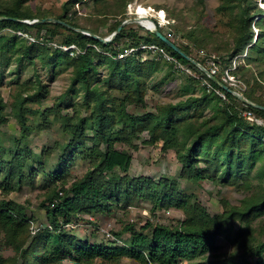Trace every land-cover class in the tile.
<instances>
[{
	"label": "trees",
	"instance_id": "trees-1",
	"mask_svg": "<svg viewBox=\"0 0 264 264\" xmlns=\"http://www.w3.org/2000/svg\"><path fill=\"white\" fill-rule=\"evenodd\" d=\"M88 1L91 7L87 12L81 13L75 8ZM253 1L221 0L217 10L227 19L225 36L202 23L203 4L195 3L190 9L194 22L189 27L184 26V37L189 43L172 40L173 30L183 27L180 26L183 18L169 11L168 18L174 20L176 26L169 25V35L163 33L162 28L158 30L204 67L205 61L194 56L192 46L199 53L204 51L202 58L209 51L219 56L227 55V62L223 63L225 68L220 66L219 57V61L214 60L218 71L213 78L196 70L197 76L208 81L210 89L197 78L188 77L192 83L201 85L200 96L190 95L176 103H157L151 112L134 114L127 108L144 103L148 80L165 67L171 70L172 66L164 59H142L138 54L119 61L116 55L120 50L129 44H155L181 64L193 66L153 33L147 31V35H141L131 24L125 25L107 43L82 33L86 31L101 38L111 35L128 19L127 7L133 0H68L58 15L40 8L33 10L29 0H0V18H5L0 20V77L3 62H14V70H19L23 65L34 66L39 58L53 68H70V85L55 106L59 107L70 93L79 97L80 102L73 107L72 116L61 119L64 135L70 136L69 142L62 147L63 157L78 152L89 162L88 170L73 182L64 180L61 172L56 175L60 187L50 190L46 203H42L47 226L35 234L31 233V222L22 204L0 200V232L4 234L5 247L13 251L12 257L0 256V264H121L123 258L137 264H205L203 259L207 253L216 250V238L227 233L235 221L239 228L233 240L234 247L249 251L257 264H264V241L256 237L264 234V225L258 229L254 226L255 220L264 214L261 186L264 182V125L250 122L243 116L250 112L255 118L264 119V95L260 94L264 68L259 77L252 73V67L264 65V18L255 21L263 12L251 8L249 2ZM70 13L72 16L68 15ZM43 19L59 22H22ZM102 28L107 30L103 36L99 33ZM254 28L258 30L256 37ZM30 29L36 30L34 41L18 35L20 32L29 36ZM5 30L10 33L3 34ZM43 30L45 37L41 36ZM69 46H75L80 53L71 55L62 49ZM243 55L248 62L232 63L234 58ZM104 69L106 74L101 75ZM227 69L238 82L239 78L250 76L244 80L247 90L241 94L258 107L242 102L230 92L238 90L223 82ZM17 89L12 94L9 113L0 92V134L9 116L16 120L20 129V135L14 138L9 149L0 144V189L5 194L26 180L24 171L33 157L26 146L31 130L28 105L39 102L42 81L36 76L33 82L26 80L18 84ZM82 110L88 111V116L82 117ZM87 130L91 131V137L86 135ZM142 133L148 136L145 144H160L163 152L174 153L181 167L180 177L187 182L210 179L228 184L240 180L249 192L251 174L257 165L255 178L260 184L239 205L221 200L223 211L210 215L199 201L179 191L172 180L162 178L154 182L146 177H128L132 155L117 148V144L124 143L136 149L133 140ZM133 200L148 201L152 210L180 209L185 219L176 226L146 223L141 230H148L147 234L127 226L125 232L130 240L122 247L91 243L65 229V225L78 215L103 212L111 205H127ZM224 264L251 263L243 259Z\"/></svg>",
	"mask_w": 264,
	"mask_h": 264
},
{
	"label": "rangeland",
	"instance_id": "rangeland-1",
	"mask_svg": "<svg viewBox=\"0 0 264 264\" xmlns=\"http://www.w3.org/2000/svg\"><path fill=\"white\" fill-rule=\"evenodd\" d=\"M67 1L29 0V5L33 10L40 8L41 10L58 15L62 13V6ZM198 2H201L204 8L202 23L215 33L222 36L227 35V19L217 10L221 0H133L127 7V20L136 17L133 10L134 7L142 6L149 12L147 17L161 24L163 33L169 35V25L174 27L176 26V22L168 18V12L174 11V13L179 14L183 18V22L180 23V26L183 27H176L173 30L175 34L171 38L178 43H189L184 37V26L186 24L189 27L194 22V14L190 12V9ZM249 5L253 9H261L263 12L256 16L255 21L259 18H264V0H254L253 2H249ZM90 7L91 2L88 1L85 4L76 5L75 8L81 11V13H84ZM159 11H164V16H166L165 20L164 16L163 18L159 17ZM68 15L72 16L71 13ZM137 17L140 18L138 15ZM131 27L141 35H147L146 27H142L138 23L131 24ZM106 31V28H102L99 33L103 36L106 34ZM257 31V28H254L255 37L257 36ZM4 33L7 34L10 32L5 30ZM35 33V29L28 31V35L32 39L35 38ZM41 36L45 37V30L41 32ZM192 50L198 60L205 61V66H210L212 60L219 61V57H221L222 64L220 66L225 68L223 63L227 62V55L219 56L209 51L202 58L200 56L204 51L199 53L193 46ZM244 57L245 55L234 58L232 63H240L243 65L245 62H248L247 58L244 59ZM35 62L34 66L23 65L19 70H14V62L9 64L6 62L2 63L0 92L7 104L6 111L8 113L10 112L12 94L18 90V84L24 83L26 80L33 82L36 76H38L42 81V90L40 91L39 102L28 105L31 111L27 114V118L28 123L31 125V130L26 138V146L31 157H33L28 160L24 171L26 180L8 194H5L0 189V200H12L22 204L26 208V215L31 222V226L39 228L40 226H47L46 211L42 208V203H46L45 198L50 190L60 187L59 178L56 175L61 172L63 178H65L64 180L73 182L88 170L89 162L83 159L78 152L73 153L67 158L63 157L62 147L69 142L70 136L64 135L61 127V119L66 115L72 116L73 107L78 105L80 98L70 93L65 96L59 107L55 105L59 102V97L68 90L71 69L66 67H50L43 64L39 58H36ZM263 68L264 65L254 69L252 67L253 75L259 77V73ZM192 69L197 72L196 69ZM171 70L165 67L160 72L154 74L148 80L144 103L136 106H128V111L134 114L151 112L157 103H176L186 99L190 95H201L202 87L200 84L192 83L188 78L189 76L176 72L173 69ZM105 74L106 70L104 69L101 75ZM247 77L249 78L250 76ZM247 77L239 78L238 87L233 89L238 90L240 93L245 92L247 86L244 80ZM261 78L264 79V70L261 72ZM262 86V91L259 93L264 95V81L262 82ZM81 116H88V111L82 110ZM256 120L259 125H264V119L256 118ZM19 135L20 129L18 123L12 116H9L7 124L1 128V146L9 149L13 144L14 138H17ZM86 135L91 137V131L87 130ZM147 139L148 136L146 133H142L139 138H135L133 144L137 147L136 149L124 143L117 144V148L126 150L132 155L131 166L127 173L128 177H146L154 182H158L162 178L172 180L177 183L179 191L199 201L210 215H216L223 211L221 200L228 201L231 205H239L240 201L252 191L256 190L260 184L255 178L257 165L251 174V191L249 192H246L240 180L228 184L216 183L210 179H204L197 183L187 182L180 177L181 167L177 163L174 153L172 151L163 152L160 144L154 146L145 144L144 141ZM87 145L90 146V143L87 142ZM6 158H8V155ZM261 186L264 189V182ZM82 216L84 217L73 229L66 230L77 238L105 246H108V242L104 239L101 230H110L116 237L128 243L130 237L125 232L127 226H134L136 230H141L146 223L176 226L185 219V215L180 209L170 207L168 209L152 210L151 203L144 200H133L127 205L123 203L119 206L111 205L103 212L84 214ZM88 217H91L93 220H88ZM262 225H264V214L254 222V226L257 229ZM238 228L239 224L235 221L231 224L227 233L216 238V250L207 253L205 259H203L205 264H224L228 261L235 262L243 259L251 264H257V260L252 253L249 251L243 252L234 247L233 240ZM141 231L146 234L149 232L148 230ZM256 237L264 241V234L256 235ZM0 256L3 258L13 256V251L5 247L4 234L1 232ZM121 264L137 263L128 258H123ZM181 264L192 263L182 262Z\"/></svg>",
	"mask_w": 264,
	"mask_h": 264
},
{
	"label": "built area",
	"instance_id": "built-area-1",
	"mask_svg": "<svg viewBox=\"0 0 264 264\" xmlns=\"http://www.w3.org/2000/svg\"><path fill=\"white\" fill-rule=\"evenodd\" d=\"M159 12H163L164 13V11H159ZM165 18H166V16H164V20H165ZM30 22H32V21H30ZM155 24H156L157 28L158 27L162 28V25L157 23V21L155 22ZM146 30L150 32L149 29H146ZM82 33L87 35V36H91V34L86 32V31H82ZM18 35L21 36V37H25V38H27V39H29L31 41H34V39H32L29 36H27L25 34H22L20 32H18ZM110 37H111V35H109V36H107L106 38H103V39H104V41H106V40H109ZM62 49L64 51H66V52H69L71 55H74V53H76V54L80 53V51L77 50L75 48V46L64 47ZM105 54L108 55L109 53L105 52ZM137 54L142 59H156V60L157 59H164L166 62L171 64L172 69L174 71L183 73L186 76H193V77L197 78L202 83V85L207 86V88H209V89H210V86L208 84V81L205 78L197 76L195 71H193L192 68L203 72L209 78L214 77L216 75L217 71H218V66L216 65L215 61H213V60H212V63L210 64V66L208 65L206 67L202 66L197 61H196L197 65H193L192 64L193 67H191L190 65H183L180 62H178L175 57H173L171 54H169L164 49L160 48L159 46H157L155 44L140 43L137 46H132V45L129 44L123 50H120L117 53L116 59L121 61V60H125L128 57L137 56ZM202 67L206 71H203ZM222 80H223L224 83H227L232 88L238 87V83L239 82L233 76L230 75L229 69L225 70V73H224V75L222 77ZM232 92H233V94L235 96L242 95L239 91H232ZM218 94L220 96L224 97V95L222 93L218 92ZM243 116H245L248 121L255 122V123H257L259 125V123L257 122L256 118L250 112H247V113L243 114ZM59 195H62V193L60 192ZM83 217L84 216H82V215H78L75 220H73L69 224L65 225V229H71V228L73 229ZM87 219L90 220V221L93 220L91 217H88ZM45 227L46 226H40L39 228H34L33 226H31L30 230H31L32 234H35V233H37L38 231H40L41 229H43ZM101 231L103 233L104 239L108 242L109 246L122 247V246L125 245L124 242H123V239L116 237L110 230H101Z\"/></svg>",
	"mask_w": 264,
	"mask_h": 264
},
{
	"label": "water",
	"instance_id": "water-1",
	"mask_svg": "<svg viewBox=\"0 0 264 264\" xmlns=\"http://www.w3.org/2000/svg\"><path fill=\"white\" fill-rule=\"evenodd\" d=\"M136 15H137V14H136ZM4 19H5V18H0V20H4ZM142 19H144V20H148V21H150V22L152 23L153 28L149 29L150 32L153 33L154 36H156L160 41H162L164 44H166V45H167V46H168L173 52H175V53L178 54L179 56L183 57L184 59H186V60H187L188 62H190L191 64H193V65H197V62H196L194 59H192L191 57L187 56L183 51L180 50V48H179L177 45H175L171 40H169V38H168L167 36H165L164 34H162V33L158 30V28H157L155 22H154L152 19H150V18H139V17L136 16L135 18H132V19H129V20H125L124 22H122V24H121L120 26H118V28L116 29V31H115L114 33L111 34L110 39H109V40H106V41H104L103 38H101V37H99V36H97V35L91 34V36H92V38H94V39L97 40V41L107 43V42H110V41L115 37V35L118 34V33L121 31V29H122L125 25H127V24H133V23H138V24L141 25V21H140V20H142ZM22 22L27 23V24H30V23H40V22H41V23H46V22H59V21H57V20H53V19H43V20H41V21L34 20V21H32V22H30V21H22ZM142 27H143V26H142ZM147 29H148V28H147ZM202 69H203V71H206L203 67H202ZM211 78H213V77H211ZM220 86H221L222 88H224L225 90L230 91L229 88H228L227 86H225V85H223V84H221V83H220ZM230 92H232V91H230ZM232 93H233V92H232ZM237 97H238L242 102H245V103H247V104H249V105H253V106H255V107H258V105H255V104L251 103L250 101H248V100H247L245 97H243L242 95H237Z\"/></svg>",
	"mask_w": 264,
	"mask_h": 264
},
{
	"label": "bare ground",
	"instance_id": "bare-ground-1",
	"mask_svg": "<svg viewBox=\"0 0 264 264\" xmlns=\"http://www.w3.org/2000/svg\"><path fill=\"white\" fill-rule=\"evenodd\" d=\"M133 10H134L135 14L140 16V18H148L147 16L149 15V12H148V10L146 8H144L142 6H137V7H134ZM158 15H159V17L163 18L164 13L163 12H159ZM140 21H141V25L143 27H146L148 29L153 28V25H152V23L150 21L144 20V19H142Z\"/></svg>",
	"mask_w": 264,
	"mask_h": 264
}]
</instances>
